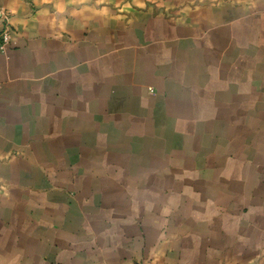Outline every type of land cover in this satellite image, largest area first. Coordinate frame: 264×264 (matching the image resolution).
Masks as SVG:
<instances>
[{
  "label": "crops",
  "instance_id": "crops-1",
  "mask_svg": "<svg viewBox=\"0 0 264 264\" xmlns=\"http://www.w3.org/2000/svg\"><path fill=\"white\" fill-rule=\"evenodd\" d=\"M0 12V264H264V0Z\"/></svg>",
  "mask_w": 264,
  "mask_h": 264
},
{
  "label": "built area",
  "instance_id": "built-area-1",
  "mask_svg": "<svg viewBox=\"0 0 264 264\" xmlns=\"http://www.w3.org/2000/svg\"><path fill=\"white\" fill-rule=\"evenodd\" d=\"M0 19L4 25L2 32L0 33V48L5 49L11 41V27L9 24V14L0 12Z\"/></svg>",
  "mask_w": 264,
  "mask_h": 264
}]
</instances>
